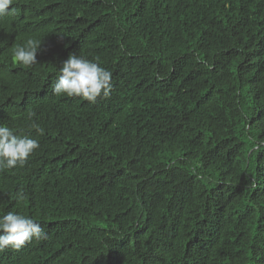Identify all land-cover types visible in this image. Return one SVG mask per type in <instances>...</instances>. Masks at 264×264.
I'll return each instance as SVG.
<instances>
[{
	"label": "trees",
	"instance_id": "1",
	"mask_svg": "<svg viewBox=\"0 0 264 264\" xmlns=\"http://www.w3.org/2000/svg\"><path fill=\"white\" fill-rule=\"evenodd\" d=\"M12 7L0 123L40 147L0 170V215L47 238L0 264H264V0ZM29 40L25 67L13 53ZM69 54L111 72L108 98L53 94Z\"/></svg>",
	"mask_w": 264,
	"mask_h": 264
},
{
	"label": "clouds",
	"instance_id": "2",
	"mask_svg": "<svg viewBox=\"0 0 264 264\" xmlns=\"http://www.w3.org/2000/svg\"><path fill=\"white\" fill-rule=\"evenodd\" d=\"M12 5L13 0H0V17L13 14L15 9ZM39 47L29 40L27 45L15 48L13 58L22 66L32 67L37 63ZM112 88L109 70L85 57L69 54L58 68L52 92L57 96L80 97L95 104L98 99L108 98ZM35 127L37 135L44 134L43 128ZM39 147L38 139L17 134L8 125L0 123V170L23 167ZM46 238L47 233L35 219L13 211L0 215V252L20 250L33 240Z\"/></svg>",
	"mask_w": 264,
	"mask_h": 264
}]
</instances>
